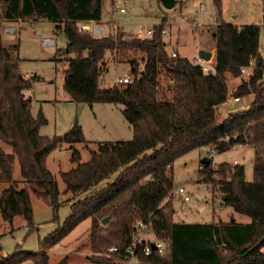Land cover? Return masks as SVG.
<instances>
[{
  "label": "trees",
  "instance_id": "trees-1",
  "mask_svg": "<svg viewBox=\"0 0 264 264\" xmlns=\"http://www.w3.org/2000/svg\"><path fill=\"white\" fill-rule=\"evenodd\" d=\"M219 10L220 0H213ZM0 20H36L56 23L66 37L58 53L68 66L63 88L74 101L108 102L123 105L122 113L132 128L129 140L100 142L87 161H80L76 142H86L81 125L75 120L63 134L52 136L39 132L47 122L41 109L31 112V97L25 90L32 80L19 71L18 44L5 46L0 33V140L11 152L0 147V213L12 222L22 215L30 229L33 210L27 187L18 188L13 177L17 159L24 181L46 203L56 218L60 206L59 189L46 166L48 154L62 144L72 149L76 165L61 173L66 190L72 197L89 189L116 172L112 181L99 191L75 200L62 224L44 238V244L59 241L80 221L90 219L89 237L93 253L109 245L118 246L112 256L127 259L123 247L133 240L138 219L147 224L150 235L165 243V251L149 254L140 250L137 259L144 264H264V60L258 52L260 26L219 21L213 32V72L177 53L170 55L164 45L161 29L164 20L153 24L151 37H137L118 29L111 35L94 36L78 22L98 21L102 0H0ZM264 25V0H262ZM111 50L135 51L131 59L133 81L116 82L100 88L98 76L105 53ZM86 52V54H84ZM73 54L72 56H69ZM254 60L252 74L241 77L230 92L232 97L253 94L249 105L228 111L219 117L217 106L228 97L226 76H240L242 66ZM168 80L161 85L159 74ZM164 88V89H163ZM166 95L164 98L163 95ZM239 144H252L253 179L245 180L240 163L221 162L212 168V159L203 164L199 181L217 186L224 202L247 214V223L230 221L187 222L173 219L171 201L173 162L184 153L207 146L212 152H223ZM108 216L102 225L103 218ZM149 238V237H148ZM0 258V264H18L31 259L33 264H48L44 250L29 252L19 245Z\"/></svg>",
  "mask_w": 264,
  "mask_h": 264
},
{
  "label": "rangeland",
  "instance_id": "rangeland-1",
  "mask_svg": "<svg viewBox=\"0 0 264 264\" xmlns=\"http://www.w3.org/2000/svg\"><path fill=\"white\" fill-rule=\"evenodd\" d=\"M120 8H123V11ZM262 16V0H220L219 10L213 0H178V4L172 8H165L161 0H102L101 20L96 23L104 26L102 35L114 34L116 30L122 28L120 27L122 24L127 28L125 29L127 34H131V30L134 31L141 23L152 25L163 19L167 32L164 38L167 42V52L170 54L171 50L175 52L178 50L179 56L184 55L189 59L197 55L199 43L209 50L214 49L213 32L217 22L225 21L236 26L256 24L260 26L258 52L264 60ZM31 20H22L17 34L16 32L4 34L3 27L7 21L0 20V33L5 46L18 44L15 53L21 59L19 71L32 80L31 92L25 90L32 99L31 112L36 115L41 109L47 119L39 128L40 134L47 136L63 134L76 120L81 125L86 139V142L74 143V148L80 152V161H87L91 157V152L98 150L100 142L131 139L132 128L122 113V104L93 102L90 105L85 101L70 99L63 88L68 63L65 56L58 53L66 45L65 34L61 29L55 28L56 23L53 21L44 18L33 22ZM86 25L93 34L92 22H86ZM45 36H53L54 43L44 44L42 38ZM132 57L138 60V68H141L143 64L140 53L107 51L101 63L98 86L100 88L112 86L119 76L126 72L130 73ZM198 57L195 59L199 60ZM213 58L214 55L206 60L212 67ZM242 75L246 77L245 74ZM159 77L162 87L166 88L168 80L163 72H160ZM240 79L239 76L228 75V89H232ZM222 107L217 110L219 117L227 113ZM0 147L6 152L12 151L11 147L1 140ZM71 155L72 149L64 143L52 150L46 159V166L56 180L60 192L61 204L56 218L52 206L42 200L22 179L19 163L17 159L14 160L13 177L18 181V188L27 187L30 193L34 227L30 229L22 215H16L12 222H7L0 213V258L12 253L19 245L20 249L29 252L46 251L48 264H132L127 259L112 256L108 249L111 245L100 252H92L89 218L80 221L56 243H43L44 238L70 214V205L73 201L99 191L116 175V172H113L89 189L80 191L72 197L61 177L62 172L76 165ZM253 155L252 144H239L223 152H212L209 147L200 146L177 157L173 162V188L170 196L175 209L173 219L187 222L220 220L227 222L232 219L242 223L250 222L249 215L236 211L224 202L217 186L199 181V171L206 158L212 159V168H216L221 162H236L244 166L245 180L252 181ZM6 186L8 182H0V190ZM179 186L184 188L183 192L177 191ZM184 194L189 198L184 200L181 197ZM105 223L101 221L102 225ZM142 237L153 238L148 229L142 233ZM261 250H264V244ZM18 264H33V261L26 259Z\"/></svg>",
  "mask_w": 264,
  "mask_h": 264
},
{
  "label": "built area",
  "instance_id": "built-area-1",
  "mask_svg": "<svg viewBox=\"0 0 264 264\" xmlns=\"http://www.w3.org/2000/svg\"><path fill=\"white\" fill-rule=\"evenodd\" d=\"M121 11H123V8H120ZM1 11V8H0ZM23 21L19 18L12 21H7V24L3 27V33L4 34H11L18 30V28L21 26V23ZM93 26V34L94 36H101L103 32V27L99 24H97L95 21H91ZM81 28L88 29V26L83 24L81 25ZM91 32V31H90ZM162 32V39L164 43L166 42L164 38L166 37V26H164L161 29ZM131 34L133 36L137 37H151L153 34V24H147V23H141L134 31L131 30ZM42 41L44 44H51L53 43V37L52 36H45L42 38ZM175 51H171L170 55H175ZM199 60H196L195 58L192 59L194 63L199 64L202 67V70L204 72H213L214 67L208 64V62L198 57ZM254 68V60H250L248 65L242 66L240 69L241 75L245 74L246 77L250 74H252ZM133 75L131 73H126L122 76H119L116 81L119 83H128L133 81ZM163 97L165 98L166 95L164 94ZM239 98V97H235ZM236 163V162H235ZM178 192H183L184 188L182 186L177 187ZM184 200L188 199L189 196L187 194H184L181 196ZM147 230V224L142 221L141 219H138L136 221V224L134 226V233H133V240L132 243L129 246L123 247V253L128 255L127 258L129 263L132 264H140L141 262L137 259L136 252L140 250L144 254H149L152 250L157 249L158 252L163 253L165 251V243L162 240L156 239V238H144L142 237V233ZM109 251L114 252L118 251L119 247L115 245H111L108 247Z\"/></svg>",
  "mask_w": 264,
  "mask_h": 264
},
{
  "label": "crops",
  "instance_id": "crops-1",
  "mask_svg": "<svg viewBox=\"0 0 264 264\" xmlns=\"http://www.w3.org/2000/svg\"><path fill=\"white\" fill-rule=\"evenodd\" d=\"M178 4V0H176L175 1V4H174V6H176ZM101 20V19H100ZM99 21V20H98ZM33 22V21H32ZM96 22V21H95ZM83 24H85L86 25V22H78V25H79V27H81V25H83ZM99 25H101V24H99ZM102 27H103V29H104V26L103 25H101ZM21 27V26H20ZM19 27V28H20ZM120 27H122L121 28V30L124 32V33H127L126 31H125V29H127L123 24L122 25H120ZM19 28H18V30L17 31H19ZM124 28V29H123ZM16 34H17V32H16ZM53 37V36H52ZM53 43H54V37H53ZM166 44H167V42H165L164 43V45H165V48H166ZM202 45H200V43L198 44V47H197V55L196 56H198V52H199V50L200 49H205V50H208V51H210L211 52V57L214 55V51H215V48L213 49V50H209L208 48H206L205 47V45H203L202 47H201ZM167 49V48H166ZM171 51H174V50H171ZM170 51V52H171ZM177 52H178V50H177ZM176 52V53H177ZM179 53V52H178ZM177 53V54H178ZM182 56H184V55H182ZM196 56H193L191 59H193V58H195ZM210 65V64H209ZM212 66V65H211ZM127 73V72H126ZM126 73H124V74H126ZM229 74H227V76H228ZM227 76H226V80H227ZM241 77H243V75H240L239 76V78H241ZM117 82V81H116ZM227 84H228V82H227ZM238 84V83H237ZM237 84L235 85V86H237ZM235 86H233V88L232 89H228V92H229V94H228V97H227V99H226V101L224 102V103H222L221 105H219V106H217V110H219L222 106L224 107V109H226V111L228 112V111H232V110H235V109H242V108H245V107H247L248 105H249V103L251 102V100H252V98H253V94H248V95H245V97L244 96H241V97H239V98H235V97H232L231 95H230V92L235 88ZM28 91H30L31 92V88L30 89H28ZM25 94L27 95V91H25ZM247 96V97H246ZM92 104V103H91ZM90 104V105H91ZM222 107V108H223Z\"/></svg>",
  "mask_w": 264,
  "mask_h": 264
},
{
  "label": "water",
  "instance_id": "water-1",
  "mask_svg": "<svg viewBox=\"0 0 264 264\" xmlns=\"http://www.w3.org/2000/svg\"><path fill=\"white\" fill-rule=\"evenodd\" d=\"M175 1L176 0H161V2L165 8H172L175 4ZM198 56L205 59V60H208L211 57V52L208 50H205V49H200L198 52ZM208 163H209L208 159H205L203 161V164L207 165ZM107 220H108V216L102 219V223L107 222Z\"/></svg>",
  "mask_w": 264,
  "mask_h": 264
}]
</instances>
